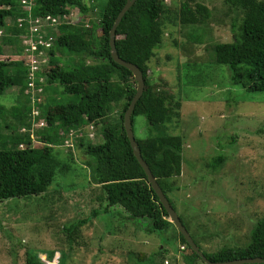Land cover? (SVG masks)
Returning <instances> with one entry per match:
<instances>
[{
    "label": "rangeland",
    "instance_id": "1",
    "mask_svg": "<svg viewBox=\"0 0 264 264\" xmlns=\"http://www.w3.org/2000/svg\"><path fill=\"white\" fill-rule=\"evenodd\" d=\"M182 1L162 0L171 14L166 17L161 46L148 63L155 87L181 103L180 119L150 127L143 116H136L134 134L137 139H182L181 174L170 179L173 191L168 197L201 250L213 254L245 247L253 226L264 218V92L232 84L227 67L215 63L214 45L232 42L241 14L223 0H192L206 6L210 17L202 24L185 26L176 15ZM85 2L96 6L85 20L89 25L85 30L93 24L98 38L99 12L107 0ZM7 25L12 26L10 19ZM2 37L0 60L12 61L14 47L4 44ZM59 58L70 68L95 63L75 54L62 53ZM53 90L40 98L44 112L47 107L76 102L62 87ZM18 98L17 88L8 89L0 95V106L9 110ZM120 109L114 105L102 123H89L94 127L93 139L86 123L72 130L85 147L100 144L103 127L118 119ZM1 125L2 140L18 134L9 115ZM32 136L31 145H39ZM69 150L56 148L61 165L68 163L69 171H57L46 193L0 203V264H25L27 253L38 254L45 264H187L183 257L188 252L180 250L183 245L173 227L150 232L147 220L132 219L119 206L106 209L105 194L93 178V159L83 150L76 148L73 154ZM217 156L223 157V163L214 171L210 164ZM94 211L98 215L93 218ZM85 219L90 220L69 245L63 227Z\"/></svg>",
    "mask_w": 264,
    "mask_h": 264
},
{
    "label": "trees",
    "instance_id": "2",
    "mask_svg": "<svg viewBox=\"0 0 264 264\" xmlns=\"http://www.w3.org/2000/svg\"><path fill=\"white\" fill-rule=\"evenodd\" d=\"M21 1L0 0V29L5 32L2 42L13 46L15 50L12 61L0 60V95L11 88H17L19 92L17 105L9 110L0 106V203L46 193L57 171H69V164L61 165L55 151L57 147H63L69 130L85 123L87 126L89 123H102L113 106L120 105L118 119L103 127L100 144L85 147L83 140L78 138L69 152L73 154L77 148L83 150L86 157L93 159V178L105 194L106 209L119 206L130 218L147 220V231L150 232H163L173 227L183 245L180 250L188 252L183 257L185 262L195 264L201 261L169 222L168 215L132 153L123 128V116L135 95L136 82L127 69L118 66L111 59L109 31L126 0H107L99 12L102 34L98 38L92 22L91 28L85 30L89 26L86 18L89 20L88 15L96 12L94 2L91 5L85 0H32L33 17H54L78 9L81 17L77 22L82 25L75 27L65 23L59 27L55 42L47 51V65L35 74L36 78L43 80L37 85L42 87L41 97L62 87L64 94L76 99L72 104L47 107L45 112L40 104L41 118L44 117L48 125L43 129L33 128L29 95L24 94L29 71L24 65L23 57L18 56L22 51L19 38L27 27L26 23H17V19L26 18ZM223 2L230 10L241 14V23L237 33L233 34L231 43L214 45L215 63L217 66L227 67L232 84L242 86L249 92H264V0ZM191 3L192 0L180 3L176 12L180 24L196 26L209 19L210 11L206 6ZM168 14L171 11L163 5L162 0H136L116 29L115 49L121 60L138 67L142 73L144 91L131 115V128L142 159L176 212L168 197L173 191L169 181L181 174L182 139L176 136L137 139L134 134L136 116H143L150 127L180 119L181 103L171 94L157 89L148 75V63L161 46ZM9 19L12 26L7 25ZM62 53L82 55L95 63H79L70 68L60 60ZM2 56L0 45V57ZM8 115L16 124L18 134H11L2 140L1 121ZM5 128L10 127L6 125ZM20 129H25L26 132L20 133ZM32 130L39 143L33 147L30 139ZM222 163L223 157L217 156L212 159L210 168L215 171ZM97 215V211L92 213L93 218ZM89 220L75 221L63 227L62 231L67 235L69 245ZM179 220L182 222L180 217ZM182 224L184 225L183 222ZM184 227L188 231L185 225ZM191 238L202 251L192 235ZM202 253L211 262L264 259V218L253 226L249 243L245 247L221 249L213 254ZM47 259L50 261L52 254H48ZM25 264L45 263L38 254L27 253Z\"/></svg>",
    "mask_w": 264,
    "mask_h": 264
},
{
    "label": "built area",
    "instance_id": "3",
    "mask_svg": "<svg viewBox=\"0 0 264 264\" xmlns=\"http://www.w3.org/2000/svg\"><path fill=\"white\" fill-rule=\"evenodd\" d=\"M21 4L23 6L22 10L26 12V18L17 19V23H26L27 27L25 28V33L21 35L20 47H21V57L24 60V65L28 69V80L25 89V94L29 95V101L31 105V120L32 126L37 128H44V124H47L46 121L40 117L39 107L41 102V92L42 87H37L38 84H41L43 80L41 78H36L35 74L40 72L44 66L47 65V51L52 47L55 42V38L58 35L59 27L65 23L74 25L77 23V18L79 17L78 9H73L68 14H63L59 16H40L33 17L31 14L32 0H22ZM3 32L0 29V37H2ZM40 117V119H39ZM41 120V121H40ZM39 122V123H38ZM38 123V124H37ZM46 126V125H45ZM35 128V129H37ZM90 131L89 137L93 138L92 131L94 127L91 124L87 126ZM20 133H25L26 130H20ZM33 130L30 133V139H34ZM68 138L63 142V146L68 149H72L75 143V140L78 139V136L75 135L72 129L69 130ZM34 142V140L32 141ZM33 144V143H32ZM33 147V146H32ZM23 148V146H19ZM183 249V248H182Z\"/></svg>",
    "mask_w": 264,
    "mask_h": 264
},
{
    "label": "water",
    "instance_id": "4",
    "mask_svg": "<svg viewBox=\"0 0 264 264\" xmlns=\"http://www.w3.org/2000/svg\"><path fill=\"white\" fill-rule=\"evenodd\" d=\"M136 0H126L125 5L117 15L114 24L112 28L109 31V46H110V56L111 59L113 60L114 63H116L118 66L123 67L127 69L133 76L135 82H136V92L135 95L130 102L127 110L124 113L123 116V128L125 131V134L128 138L130 147L132 149V153L137 160L138 164L140 167L143 169L147 181L153 190L154 194L157 196V199L160 203V205L163 207L165 210L166 214L168 215L169 222L175 227L177 232L183 237L184 241L186 244L190 247V249L199 257V259L204 263V264H264V259L260 258H251V259H236L233 261H226V262H211L208 260L202 251L199 250L197 245L194 243L193 239L191 238V235L188 233V231L185 229L184 225L182 222L179 220V217L177 213L174 211L172 206L169 204L166 196L162 192L161 188L159 187L156 179L153 177L149 167L145 163V161L141 157L140 150L138 148V145L134 139V135L132 132L131 128V115L134 111V107L136 102L139 100L141 97L143 91H144V80L142 77L141 71L138 69V67L129 64L123 60H121L116 53L115 49V38H116V29L122 20V17L124 14L130 9V7L135 3Z\"/></svg>",
    "mask_w": 264,
    "mask_h": 264
}]
</instances>
